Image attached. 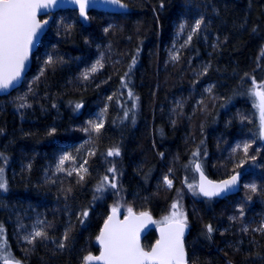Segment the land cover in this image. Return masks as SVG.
<instances>
[{
  "label": "trees",
  "instance_id": "16d2710c",
  "mask_svg": "<svg viewBox=\"0 0 264 264\" xmlns=\"http://www.w3.org/2000/svg\"><path fill=\"white\" fill-rule=\"evenodd\" d=\"M118 1L127 13L54 14L22 85L0 97L5 253L85 264L112 202L96 189L110 162L133 212L156 219L172 196L164 178L177 184L196 153L209 179L242 181L225 199L185 200L188 263L264 264V147L251 94L253 81L264 85V0ZM36 231L45 236L28 243ZM155 240L151 231L142 245Z\"/></svg>",
  "mask_w": 264,
  "mask_h": 264
},
{
  "label": "snow or ice",
  "instance_id": "6c2138e0",
  "mask_svg": "<svg viewBox=\"0 0 264 264\" xmlns=\"http://www.w3.org/2000/svg\"><path fill=\"white\" fill-rule=\"evenodd\" d=\"M74 2L79 3L80 15L87 18L85 13L86 0H74ZM112 2L116 3L117 0H112ZM55 3L56 0H0V92H6L17 86L22 73L27 68L26 61L28 60L30 47L34 43V38L38 37L39 31L48 23L45 20L42 24L37 19V12L40 9L51 8ZM87 3L91 6L92 0H87ZM200 23L201 21H196L193 32L199 29ZM189 39H191V36ZM176 58L173 57V59ZM47 63H52L51 58ZM97 63L99 64V61ZM96 70V66L91 69L92 72ZM85 79H87V75H85ZM253 84L254 90L251 94L258 99L257 107L260 111L261 129L262 135H264V91L255 90L256 87H264V85H255V81H253ZM102 126V123L92 124L96 132H99ZM244 151L247 152V145ZM108 155H119V151H109ZM193 155H196V153H193ZM67 159L69 157L64 156L60 164L62 165ZM85 163L87 162L85 161ZM196 170L200 171L199 164H196ZM86 171L87 169L81 165L78 169V175ZM110 171L114 170L110 169ZM80 179H84L83 175H80ZM104 182L109 183L113 188L116 187L115 182H110L107 176H105ZM236 182L237 177L233 176L231 180H226L222 184H212L206 181L201 173L199 191L203 196L211 198L230 188ZM164 183L169 187L172 186L171 180L167 177L164 178ZM5 187L6 185L0 182V189ZM249 187L252 192H256L257 189L254 184ZM102 190L103 184L97 187L98 192ZM172 208L174 210L172 221L168 222L169 218H166L168 226L161 229V237L150 252L144 251L139 245L138 227L131 222L116 223L114 222V216H110L105 222L104 229L97 237L102 247L100 256L93 257L89 255L85 257V264H91L93 260L102 261L103 264H185L182 236L186 221L182 218L177 204H173ZM113 212L115 213V209H113ZM129 212H131V209H129ZM82 215L86 216L87 212L82 213ZM144 216L146 214H142V217ZM262 230H264V225H262ZM211 231L212 228L209 227L208 232ZM44 236L45 234L42 231H36L31 234L30 238L26 239L31 244L35 238ZM65 239H67V234ZM59 246L64 247L63 244ZM3 264H20V261L9 255L4 257Z\"/></svg>",
  "mask_w": 264,
  "mask_h": 264
},
{
  "label": "water",
  "instance_id": "95a60500",
  "mask_svg": "<svg viewBox=\"0 0 264 264\" xmlns=\"http://www.w3.org/2000/svg\"><path fill=\"white\" fill-rule=\"evenodd\" d=\"M121 5H123V7H121ZM66 10L75 11L77 13V16H78V18L80 20H82V21L86 20L85 16H81L80 15L79 3L74 2V0H56V3L53 4L51 8L38 10L37 19L42 24H43V22L45 20H47L48 23L46 25H44L42 30L39 31L38 37L34 38V43L30 47L28 60L26 61L27 68L22 73L21 79L18 82L17 86L14 87V88H10L6 92H0V97L8 96L9 94H11L13 91L18 89L22 85L25 77L28 75V73L31 70L32 56L37 52V50H38V48H39V46H40V44L42 42V39H43L44 35L48 31L50 23L53 20V15L58 13V12L66 11ZM127 11H128V7L125 4H123L122 2L118 1V0H117L116 3H113L112 0H92L91 6H89V4L87 3V0H86V4H85L86 17H87V15L90 12H101V13H105V14L118 15V14L127 13ZM256 91H259V90H256ZM256 100L258 102L257 97H256ZM259 121H260L259 137H260L261 144L264 147V135H262L260 111H259ZM194 171L197 174V192H198V195L204 200H211V199L222 200V199H225L226 197H230V196L236 195L240 191L241 181H242V174L241 173H234V174L230 175L229 177H227L225 179H222L220 181H213V180L209 179L203 173V171L201 169L198 172L196 170V164L194 165ZM201 173L203 174L204 179L206 181L211 182L212 184H222L226 180H231V178L233 176L237 177V182L234 185H231L230 188H228L225 191L221 192L219 195L209 198V197L203 196L200 193V191H199V186L201 184ZM142 214H146V216L142 217ZM110 216H114V222H116V223L123 224L125 222H131L136 227H138L139 245L146 252H150L151 249L156 245L157 241L160 239V237H161V229L162 228H166L168 226V222L157 225L156 222H155V219L152 216H150L149 214H147V213H136V212L131 211V212H127L126 214H120V213H118L116 211L114 213L113 210H112V211L108 212L107 218L102 223L100 231H99L97 237H99L101 231L104 229L105 222L108 220V218ZM131 218H140V219H131ZM169 222H171V221H169ZM188 230H189V227H188V225L185 224L184 233H183V236H182V242H183L184 254H185V264H189L188 263V256H187V252H186L185 244H184V239H185V237H186V235L188 233ZM151 231L154 232V234L156 236V240L153 242V244L149 248L145 249L143 247V245H142V242L145 239V237ZM97 237L95 239V244L98 247L99 251H98V253L96 255H91L93 257L100 256L101 251H102V247H101ZM3 261L1 262V264H3ZM20 264H22V263H20ZM91 264H103V262L102 261L93 260L91 262Z\"/></svg>",
  "mask_w": 264,
  "mask_h": 264
},
{
  "label": "rangeland",
  "instance_id": "374dc122",
  "mask_svg": "<svg viewBox=\"0 0 264 264\" xmlns=\"http://www.w3.org/2000/svg\"><path fill=\"white\" fill-rule=\"evenodd\" d=\"M90 118H91L90 120L94 124H96V123H101L103 116L102 113L97 112L96 114L91 115ZM193 158L195 159V155L192 154L191 155L192 163L189 166L190 171L187 176L184 171L182 175L178 178L179 180H177L178 181L177 184H175V180L171 178H169V180H171L172 186L169 187L167 184H165V187L172 192V196L166 208L165 213L162 216L155 219L157 225L166 223V218H169V221H172V213L174 211L172 208L173 204H177L179 212L182 214V218L186 221V224L188 225V220H187L188 214L185 208V200L186 199L194 200V198H199V195L197 193V178H196V174L193 171V166L195 163V160L192 161ZM110 165L114 171H110V174L107 177L109 178L110 182H115L116 187L113 188L110 186L109 183H105L103 178L98 185L100 186L101 184H103V190L98 192V195L100 196L99 199L101 200L107 198L108 196H111L112 202L111 205L109 206V211L115 209V211L120 214H126L127 212H129V209H131V211H133V209L126 202L125 193L122 187L120 186L118 170L114 168L115 165L114 162H110ZM0 182H3L5 184L4 168L0 169ZM0 190H4V188ZM6 256L8 255L5 253L4 248L0 243V263L2 260H4V257Z\"/></svg>",
  "mask_w": 264,
  "mask_h": 264
},
{
  "label": "flooded vegetation",
  "instance_id": "af4514ba",
  "mask_svg": "<svg viewBox=\"0 0 264 264\" xmlns=\"http://www.w3.org/2000/svg\"><path fill=\"white\" fill-rule=\"evenodd\" d=\"M195 164H197V163H195ZM193 171H194V167H193ZM194 173L196 174V172L194 171ZM196 178H197V174H196ZM199 198H201L200 196H199ZM202 199V198H201ZM204 200V199H203ZM212 200V199H211ZM214 200H219V199H214ZM16 260V259H15ZM3 261V260H2ZM1 261V262H2ZM1 264V263H0Z\"/></svg>",
  "mask_w": 264,
  "mask_h": 264
}]
</instances>
